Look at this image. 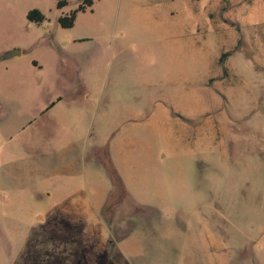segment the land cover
I'll use <instances>...</instances> for the list:
<instances>
[{
  "label": "rangeland",
  "instance_id": "374dc122",
  "mask_svg": "<svg viewBox=\"0 0 264 264\" xmlns=\"http://www.w3.org/2000/svg\"><path fill=\"white\" fill-rule=\"evenodd\" d=\"M93 2L62 28L58 17L80 0L62 9L57 0H0V264H55L54 255L57 264H215L222 252L223 264H264V0ZM32 8L45 22L27 19ZM14 49L23 53L1 58ZM179 61L189 100L200 91L202 117L217 114L225 152L183 154L167 150L157 133L139 132L155 143L157 157L143 158L142 145L133 154L143 204L116 185L99 216L94 195L109 156L100 148L101 162L90 159L85 135L93 124L100 141L107 138L119 114L104 99L99 105V93L110 96L101 84L119 83L118 96L142 111L166 97L160 75ZM81 79L87 100L77 93L63 116L41 117L56 95L82 91ZM161 175L168 190L160 202L152 189L162 184L146 179ZM201 221L221 252L201 237Z\"/></svg>",
  "mask_w": 264,
  "mask_h": 264
},
{
  "label": "crops",
  "instance_id": "0c3cea01",
  "mask_svg": "<svg viewBox=\"0 0 264 264\" xmlns=\"http://www.w3.org/2000/svg\"><path fill=\"white\" fill-rule=\"evenodd\" d=\"M145 15L147 16V18H151L150 21H152L153 24L161 26L162 22L158 18H156V16H150V14H148L147 12H145ZM80 40L81 39H74L75 42H79ZM178 64L179 66L174 69L176 70V72H171L174 70H170L171 68H169L165 76L164 74L160 75L161 80H165V82L167 83L168 89L166 92V97L158 95L156 98L148 100L144 104V108L142 111H140L135 105V103L129 100L128 97H123L121 95L118 96L119 83L103 82L101 84V86H103L101 90H108L110 96L104 98L103 93H99V105L101 104L102 99H104V104L109 109V111H117L119 112V114L115 116L112 127L106 129L109 130V132H107V136L111 138L107 137L100 141V136H97V132H95L93 124L91 127H88L85 136L89 142L91 139L90 159H92L94 162L96 161L97 163L101 162L99 157V150L100 148L107 149L109 161L115 168L125 187L126 192L134 201V203L138 202L142 205L143 200L135 194V178H140L142 173L139 172L140 168L138 169L137 167H135V164L132 163L133 154L137 152L138 147L142 145V148L144 150V152L142 153L143 158H145L149 162L151 160H157V157L154 153L156 148L155 143L152 141V139L145 140L144 138H142L139 135V132L147 131L149 129L150 132H152V135H156L157 133L160 137L164 138L167 150H177V148L179 147V152L183 154L188 152L189 150L211 151L213 149L215 151L220 150L223 152H225L226 150V140L223 139L221 144H219L218 142V120L216 117L217 114L209 115V117L206 114L205 118L202 117L203 110L204 112H206L207 108H203V99L201 96V92L199 91L198 95L194 92L192 94L193 98L189 100V96L185 94V91L187 89V82L185 83L186 77H184L183 74L180 73L181 69L184 68V66L182 65V63L180 65V61L178 62ZM36 66L42 68V66L39 65L37 61L34 64L35 68ZM98 67L99 65L94 67V69ZM170 72L171 75L174 74L172 76V79L170 77ZM98 80L101 82V78H98ZM180 81L182 82V84H180ZM78 83L82 85V91H76L77 88L74 89V86L72 88L73 90H71L73 93H61L56 95L41 111V117L46 116L49 111H52L57 115L63 116V114L66 113V108L64 107V104L77 100V98L79 97H76L77 93H79L81 97L87 100L89 95L86 94V81L84 79H81ZM189 83L191 85V88L193 90L195 89L194 91H196V83L195 86H192L191 82ZM200 84L201 83H199V86ZM58 97H61V99L57 100ZM53 101H56L55 104L47 109L48 105ZM187 102L188 107L186 108ZM76 116L79 117L78 113H76ZM97 116L98 113L95 112V114L93 115V119L97 118ZM32 120L33 119H29L26 121L24 120L23 123L19 126V128L22 127V129L16 131H25V128L28 126V123H31ZM174 146H177V148H174ZM10 157L11 159H14L16 156L11 155ZM157 167L158 164H154L152 168L155 170H151V168H149L146 177H149V172L156 171L158 169ZM104 168L105 172H101V183L97 184L98 191L94 195V200L96 202L94 207L99 216L101 215L100 209L106 206L108 199L114 190L113 180L107 168L105 166ZM156 175L157 174H154V176ZM155 182L157 184H162L160 188L153 187L155 189H152L154 197L156 198L155 200L161 202L164 200L163 194L168 190L164 185L165 179L163 175H161L160 178L157 177L155 181H152L151 179H146L147 185L149 184L152 186H156L154 185ZM140 190L138 188L136 191L141 192ZM149 191H151L150 188ZM47 195H49V193H47ZM157 206H159V204H157ZM160 207H164V205H161ZM201 223L204 224V227L200 229L203 233L201 237L203 238V240H205L208 247H211L218 252L220 248H218L219 246L217 243V239L214 237V234L212 233L207 221L204 223L201 221ZM120 246L123 245L120 243ZM219 257V261H216L215 258V264H223L224 258L227 257V254L222 252ZM57 259L58 257L54 255L55 264H57L58 262Z\"/></svg>",
  "mask_w": 264,
  "mask_h": 264
},
{
  "label": "trees",
  "instance_id": "16d2710c",
  "mask_svg": "<svg viewBox=\"0 0 264 264\" xmlns=\"http://www.w3.org/2000/svg\"><path fill=\"white\" fill-rule=\"evenodd\" d=\"M93 0H80V3L78 4V6L73 9L72 11H70L69 13H62L59 17H58V23L62 28H72L75 25L77 16L79 13L81 12H86L87 10L92 11V6H93ZM68 4V0H57V8L58 9H62L64 6H66ZM27 19L30 22H35L37 24H41L43 22H45L46 20V15L42 12V10H40L39 8H32L31 10L28 11L27 13ZM86 39H81L80 41H84ZM225 56V55H224ZM224 56H222L220 58V63L222 64L224 61ZM34 63H36V61H34ZM61 97H58L57 100H60ZM56 101L51 102L47 109L52 107L55 104ZM109 166H106L112 180L114 183V190H115V186L120 185V187L125 190V187L119 177V175L117 174L115 168L113 167V165L111 164V162L109 161V157L107 158ZM106 160V161H107ZM107 165V162H106ZM111 167V169H110ZM113 190V191H114ZM113 193V192H112ZM111 193V194H112ZM134 202V201H133ZM107 207V206H105Z\"/></svg>",
  "mask_w": 264,
  "mask_h": 264
},
{
  "label": "water",
  "instance_id": "95a60500",
  "mask_svg": "<svg viewBox=\"0 0 264 264\" xmlns=\"http://www.w3.org/2000/svg\"><path fill=\"white\" fill-rule=\"evenodd\" d=\"M22 53V50L20 49H14V50H10L8 52H6L5 54H3L1 56L2 59H8V58H12V57H15V56H18Z\"/></svg>",
  "mask_w": 264,
  "mask_h": 264
}]
</instances>
